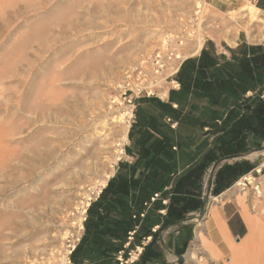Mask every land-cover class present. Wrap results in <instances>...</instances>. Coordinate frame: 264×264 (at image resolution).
I'll return each mask as SVG.
<instances>
[{"label": "rangeland", "instance_id": "rangeland-1", "mask_svg": "<svg viewBox=\"0 0 264 264\" xmlns=\"http://www.w3.org/2000/svg\"><path fill=\"white\" fill-rule=\"evenodd\" d=\"M196 14L210 27L194 42L264 37L254 0H0V264H62L65 238L79 233L71 223L124 160L129 119L110 123L130 110L111 103L123 72ZM183 225L182 264H196L190 253L228 264L230 253L200 249L197 233L206 245L212 229L239 249L236 264H264V205L250 192L206 193Z\"/></svg>", "mask_w": 264, "mask_h": 264}, {"label": "crops", "instance_id": "crops-1", "mask_svg": "<svg viewBox=\"0 0 264 264\" xmlns=\"http://www.w3.org/2000/svg\"><path fill=\"white\" fill-rule=\"evenodd\" d=\"M208 1L220 7L228 0ZM254 4L264 22V0ZM176 79L180 89L165 99L136 101L124 160L86 207L71 264H119L118 256L127 258L146 238L131 264H182L191 238L183 222L204 203L207 167L224 160L210 192L214 199L257 166V151L264 147V37L253 42L239 36L232 42L203 41ZM227 231L231 237L241 235L232 226ZM212 237L222 244L213 229Z\"/></svg>", "mask_w": 264, "mask_h": 264}, {"label": "built area", "instance_id": "built-area-1", "mask_svg": "<svg viewBox=\"0 0 264 264\" xmlns=\"http://www.w3.org/2000/svg\"><path fill=\"white\" fill-rule=\"evenodd\" d=\"M209 27L205 18H201L199 15L195 16L194 20L187 22L177 34L166 37L158 47L142 54L133 66L127 68L123 72L121 80L116 86L115 97L111 100V103L119 107L130 108L129 112L131 113V117L128 118V127L131 126L130 120L133 117L137 100L142 98L165 99L170 91H178L180 89V84L176 77L181 65L187 58L185 53L187 45L194 42V39L197 38V34H205L206 29ZM263 97L264 96L261 95V98ZM167 122H170V119H167ZM175 126L176 123L170 124L171 128H175ZM218 168L219 166L214 163L205 170L203 175L202 186L204 191L209 194V197ZM235 186L241 191L250 192L252 200L257 201L258 204L264 205V154H262V158L257 166L253 168L251 172L240 177L233 187ZM158 197V193L154 194L150 200L144 204V207H149ZM162 204L167 205V201L162 200ZM139 217L143 218L144 213H141ZM85 219L86 212L82 211V224ZM77 229L79 233L76 236L69 234L65 238L62 248V259L65 260L64 264H71L70 256L81 239L82 230H79L78 227ZM153 232H155V229H153ZM133 236L134 231L128 234V241L132 240ZM148 239L149 238L143 239L140 245L128 251L127 258L124 259L118 256V263L131 264L133 261L137 260L148 242ZM27 264L38 263L32 262ZM59 264H61V262Z\"/></svg>", "mask_w": 264, "mask_h": 264}, {"label": "bare ground", "instance_id": "bare-ground-1", "mask_svg": "<svg viewBox=\"0 0 264 264\" xmlns=\"http://www.w3.org/2000/svg\"><path fill=\"white\" fill-rule=\"evenodd\" d=\"M199 8L201 7L200 4H196ZM252 10V9H250ZM250 13V12H249ZM255 22V20H253ZM240 28V27H239ZM246 27L244 26V29ZM248 34V33H247ZM202 47V41L199 39V40H195L194 43L191 44V46L189 47L188 49V56H195L201 49ZM187 56V55H186ZM122 112H124L122 115H119L120 116H112L110 118V123H115L116 121H119L120 124L124 123L123 125H125L127 122H126V118H130L131 117V113L129 111H127L126 109H122L120 110ZM101 126V125H100ZM127 128V127H126ZM103 131V130H102ZM100 135H104L105 132H99ZM127 136V131L124 132V142L127 140L126 138ZM123 153V150L120 151L119 154ZM253 155V154H252ZM119 160V158L117 159V161ZM110 176L107 175L106 177V180L109 178ZM105 180V181H106ZM105 181L100 183V188L98 189L97 191V194L100 192L101 188L103 187V185H105ZM236 187V186H235ZM245 194V193H244ZM89 198V197H88ZM220 199V197H219ZM218 198H214L213 200L215 201H219ZM87 200V199H86ZM90 199H88L89 201ZM86 201L85 203V206L87 207L90 203ZM83 212H86V209L84 208L83 209ZM72 225H77V227L79 228V230H82V223H81V219L79 218L77 223L73 222L71 223ZM223 238V237H222ZM197 239L199 241H201V246H200V249L202 251H205L207 253V256L210 258V259H215V260H218L220 261L221 257H224L225 255H230V258H227V260L229 261L228 264H236L237 263V259L241 256L240 252H239V249H237V247L233 246L232 244H229V243H226V241H222V244L219 245V244H216L215 241H212L208 244L205 245V243L202 241L201 237H200V233H197ZM238 244V243H237ZM170 255V254H169ZM18 257V256H17ZM190 260L191 261H195L196 264H201L203 262V260L200 258L198 259L196 257V253H190ZM239 260V259H238ZM64 261H62V264H64ZM194 262V263H195Z\"/></svg>", "mask_w": 264, "mask_h": 264}]
</instances>
